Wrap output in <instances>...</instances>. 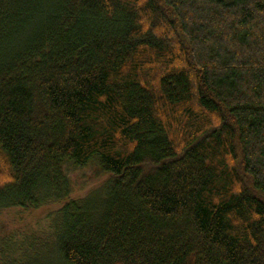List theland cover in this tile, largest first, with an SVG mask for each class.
<instances>
[{
	"label": "trees",
	"instance_id": "trees-1",
	"mask_svg": "<svg viewBox=\"0 0 264 264\" xmlns=\"http://www.w3.org/2000/svg\"><path fill=\"white\" fill-rule=\"evenodd\" d=\"M48 205L0 264H264V0H0V217Z\"/></svg>",
	"mask_w": 264,
	"mask_h": 264
},
{
	"label": "rangeland",
	"instance_id": "rangeland-1",
	"mask_svg": "<svg viewBox=\"0 0 264 264\" xmlns=\"http://www.w3.org/2000/svg\"><path fill=\"white\" fill-rule=\"evenodd\" d=\"M79 175V174H78ZM83 183V179L79 176L77 180V187L74 196H80L84 194L88 189L94 187V183ZM57 205H48L38 211L22 212L21 210H11L4 217H0V236L17 234V231H27L28 228H36L37 224L44 225L45 222H49V214L57 209ZM29 231V230H28Z\"/></svg>",
	"mask_w": 264,
	"mask_h": 264
}]
</instances>
